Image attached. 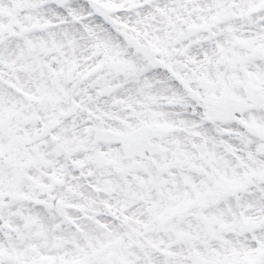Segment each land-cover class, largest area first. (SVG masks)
I'll return each instance as SVG.
<instances>
[{
	"label": "snow or ice",
	"instance_id": "6c2138e0",
	"mask_svg": "<svg viewBox=\"0 0 264 264\" xmlns=\"http://www.w3.org/2000/svg\"><path fill=\"white\" fill-rule=\"evenodd\" d=\"M0 264H264V0H0Z\"/></svg>",
	"mask_w": 264,
	"mask_h": 264
}]
</instances>
